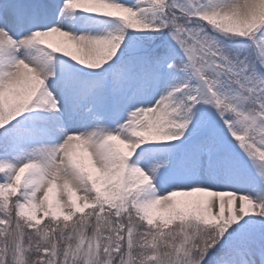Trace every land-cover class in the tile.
Returning <instances> with one entry per match:
<instances>
[{
	"label": "snow or ice",
	"instance_id": "obj_1",
	"mask_svg": "<svg viewBox=\"0 0 264 264\" xmlns=\"http://www.w3.org/2000/svg\"><path fill=\"white\" fill-rule=\"evenodd\" d=\"M0 264H264V0H0Z\"/></svg>",
	"mask_w": 264,
	"mask_h": 264
}]
</instances>
